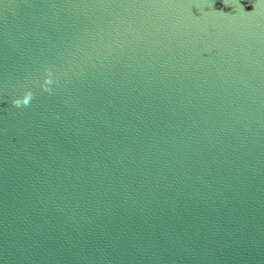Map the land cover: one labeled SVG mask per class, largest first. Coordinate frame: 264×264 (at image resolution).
Masks as SVG:
<instances>
[{
	"label": "water",
	"instance_id": "1",
	"mask_svg": "<svg viewBox=\"0 0 264 264\" xmlns=\"http://www.w3.org/2000/svg\"><path fill=\"white\" fill-rule=\"evenodd\" d=\"M0 264H264V0H0Z\"/></svg>",
	"mask_w": 264,
	"mask_h": 264
},
{
	"label": "snow or ice",
	"instance_id": "2",
	"mask_svg": "<svg viewBox=\"0 0 264 264\" xmlns=\"http://www.w3.org/2000/svg\"><path fill=\"white\" fill-rule=\"evenodd\" d=\"M237 2H239V0H237ZM25 102H27V101H25Z\"/></svg>",
	"mask_w": 264,
	"mask_h": 264
}]
</instances>
